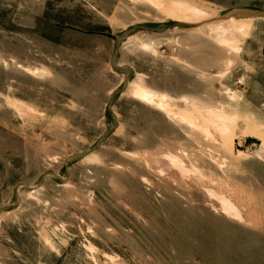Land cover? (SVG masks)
Returning a JSON list of instances; mask_svg holds the SVG:
<instances>
[{
	"label": "rangeland",
	"instance_id": "rangeland-1",
	"mask_svg": "<svg viewBox=\"0 0 264 264\" xmlns=\"http://www.w3.org/2000/svg\"><path fill=\"white\" fill-rule=\"evenodd\" d=\"M0 264H264V0H0Z\"/></svg>",
	"mask_w": 264,
	"mask_h": 264
},
{
	"label": "bare ground",
	"instance_id": "bare-ground-1",
	"mask_svg": "<svg viewBox=\"0 0 264 264\" xmlns=\"http://www.w3.org/2000/svg\"><path fill=\"white\" fill-rule=\"evenodd\" d=\"M234 19V18H233ZM135 92V94L141 99V100H147V101H149V102H151V103H155V104H157L159 107H161V108H163V109H166L167 108V106H168V101H162V99L161 100H156V98H155V95L152 93V92H150V91H148L147 89H144L143 87H137L136 88V90L134 91ZM197 112L195 111V114H194V119H189V121H191V122H195V120H196V118H197V114H196ZM216 116H217V118H218V120L220 121V123H218V124H216V126L220 129V130H224V129H226V125H227V122H228V118L227 117H225V116H221V115H219V114H215ZM189 116V115H188ZM204 115L201 113V115H200V117H198V118H201V117H203ZM197 118V119H198ZM196 122H198L199 123V120L198 121H196ZM212 128H213V126H212ZM212 128H211V130H212ZM210 129V128H209ZM213 131V130H212ZM211 132V131H210ZM212 133V132H211ZM217 135V134H216ZM218 136V135H217ZM220 137V136H219Z\"/></svg>",
	"mask_w": 264,
	"mask_h": 264
},
{
	"label": "water",
	"instance_id": "water-1",
	"mask_svg": "<svg viewBox=\"0 0 264 264\" xmlns=\"http://www.w3.org/2000/svg\"><path fill=\"white\" fill-rule=\"evenodd\" d=\"M231 14H238V13H235V12H234V13H231ZM230 16H231V15H230ZM111 36L115 38V36H114V35H111Z\"/></svg>",
	"mask_w": 264,
	"mask_h": 264
}]
</instances>
